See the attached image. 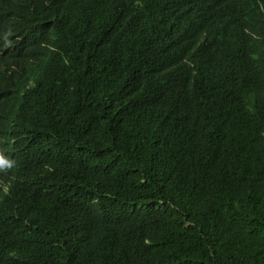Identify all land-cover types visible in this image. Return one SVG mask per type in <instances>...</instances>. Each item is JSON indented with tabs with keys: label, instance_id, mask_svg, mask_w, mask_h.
<instances>
[{
	"label": "trees",
	"instance_id": "1",
	"mask_svg": "<svg viewBox=\"0 0 264 264\" xmlns=\"http://www.w3.org/2000/svg\"><path fill=\"white\" fill-rule=\"evenodd\" d=\"M143 1L99 0L88 32L55 16L80 36L56 59L37 23L59 0H0L24 15L7 57L39 83L16 129L63 138L5 179L0 264H264V0Z\"/></svg>",
	"mask_w": 264,
	"mask_h": 264
},
{
	"label": "clouds",
	"instance_id": "2",
	"mask_svg": "<svg viewBox=\"0 0 264 264\" xmlns=\"http://www.w3.org/2000/svg\"><path fill=\"white\" fill-rule=\"evenodd\" d=\"M99 0H59V8L66 11L52 15L47 21L38 22L37 26L41 29L40 48L42 53L48 54L56 59L59 47L62 45L72 46L78 42L80 36L73 33L60 34L56 30L55 16L64 17L70 21L76 19L87 23L80 30L89 31L90 27H98L97 18L94 15L93 6ZM134 4L143 10H148L143 0H133ZM204 0H181L180 5L188 4V7L200 6ZM23 12L0 14V70H3L7 76H13L15 79L9 83L6 88V94L15 93L13 102L10 105H0V209L7 202L6 197L10 196L9 186L5 179L9 177L17 167L18 163L27 166H33L37 160L43 159L52 164L61 157L63 152V138L53 131L56 137L54 148H45L37 143L30 142L25 138L18 127V123L23 120L25 114H29V106L25 104L34 102L39 90V83L36 77H29L24 70L15 63L17 58H8L7 53L16 31L19 29V21L23 20ZM38 45H36L37 47ZM35 47V49H37ZM35 49L33 53L35 52ZM46 66L43 68V70ZM1 87V86H0ZM21 111H24L21 112ZM30 156L33 158L31 159Z\"/></svg>",
	"mask_w": 264,
	"mask_h": 264
},
{
	"label": "bare ground",
	"instance_id": "3",
	"mask_svg": "<svg viewBox=\"0 0 264 264\" xmlns=\"http://www.w3.org/2000/svg\"><path fill=\"white\" fill-rule=\"evenodd\" d=\"M63 58V57H62Z\"/></svg>",
	"mask_w": 264,
	"mask_h": 264
}]
</instances>
